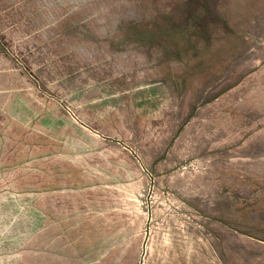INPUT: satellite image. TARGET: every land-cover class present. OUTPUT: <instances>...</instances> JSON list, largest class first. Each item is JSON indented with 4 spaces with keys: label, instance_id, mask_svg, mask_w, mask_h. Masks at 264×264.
<instances>
[{
    "label": "rangeland",
    "instance_id": "374dc122",
    "mask_svg": "<svg viewBox=\"0 0 264 264\" xmlns=\"http://www.w3.org/2000/svg\"><path fill=\"white\" fill-rule=\"evenodd\" d=\"M11 199L0 264H264V0H0Z\"/></svg>",
    "mask_w": 264,
    "mask_h": 264
},
{
    "label": "bare ground",
    "instance_id": "6f19581e",
    "mask_svg": "<svg viewBox=\"0 0 264 264\" xmlns=\"http://www.w3.org/2000/svg\"><path fill=\"white\" fill-rule=\"evenodd\" d=\"M81 121L84 122L83 120ZM75 122L79 124L80 119L78 117L77 119L75 118ZM94 154L103 157L105 160L115 161L120 151L117 152L110 148V146L98 142ZM33 217V211L24 209V206L19 203L18 199H11L10 201L0 200V244H5L4 248L10 247L8 245L10 244L11 238H14L13 233L18 230L19 233H23V229L27 228ZM9 255L10 253L7 252L0 256V262L8 259L10 257Z\"/></svg>",
    "mask_w": 264,
    "mask_h": 264
}]
</instances>
